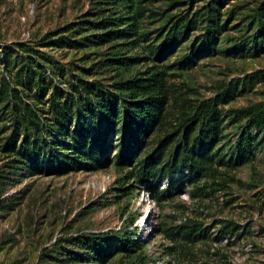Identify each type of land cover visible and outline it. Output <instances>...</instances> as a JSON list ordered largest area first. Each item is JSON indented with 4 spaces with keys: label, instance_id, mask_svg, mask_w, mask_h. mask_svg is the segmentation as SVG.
I'll return each mask as SVG.
<instances>
[{
    "label": "rangeland",
    "instance_id": "obj_1",
    "mask_svg": "<svg viewBox=\"0 0 264 264\" xmlns=\"http://www.w3.org/2000/svg\"><path fill=\"white\" fill-rule=\"evenodd\" d=\"M132 1L150 38L137 48L126 41L100 42L101 19L129 15L110 0H0V264H264V128L236 123L231 113L264 103V0ZM194 14L196 30L163 62H153L147 46L159 44L157 31L170 17ZM60 29L66 32L50 37ZM213 32L215 38L199 48ZM113 52L123 60H142L121 68L113 63ZM153 66L167 73V130L177 123L175 99L218 100L222 137L210 149L212 167L198 182L190 183L182 171L139 183L131 174L135 162L45 176L32 172L22 153L10 151L19 128L18 145L25 136L36 143L31 128L23 132L18 112L26 105L37 118L49 117L53 87L66 93L82 79L114 92L119 80L147 77ZM23 67L44 74L41 86L51 82L46 96L23 85ZM14 106L16 118L9 111ZM243 132L252 140L248 161L238 154ZM162 133L147 138L148 150ZM42 135L48 139L46 130ZM225 223L237 232L220 236ZM184 227L203 238L186 240ZM120 232L141 242L134 253L111 254L101 262L80 247L84 237L93 236L112 244Z\"/></svg>",
    "mask_w": 264,
    "mask_h": 264
},
{
    "label": "trees",
    "instance_id": "obj_2",
    "mask_svg": "<svg viewBox=\"0 0 264 264\" xmlns=\"http://www.w3.org/2000/svg\"><path fill=\"white\" fill-rule=\"evenodd\" d=\"M109 3L122 11L127 10L125 15H129L114 18V22H110L109 18L101 19L97 29L105 32L100 42L126 41L132 45L131 48L149 42V35L141 30L139 18L142 11L137 3L132 0H110ZM174 18L170 17L166 26L157 31L155 41H159V44L147 46L148 53L154 57L153 62H163L174 45L197 28L198 17L195 14L191 18ZM108 28L111 29L107 31ZM63 32L66 29H60L50 37ZM216 34H209L199 48L209 44ZM119 55V52H113L112 61L121 68L132 67L142 60L137 56L123 60ZM1 59H4L2 54ZM43 75L25 67L19 71L23 85L36 88L40 97L46 96L51 87V82L41 86L46 81ZM166 75L162 66H153L147 72V77L119 80L113 85L114 92L82 79H77L66 93L53 87L47 100L49 117L37 118L26 105L18 112L25 126L23 132L31 128L36 143H30L25 136L18 145L22 135L19 128L13 133L10 151L22 153L23 158L27 157L31 171L45 176H63L78 171L95 172L107 169L112 163L125 168L135 162L136 170L131 174L134 173L136 182L149 183L152 179L162 180L167 174L178 175L187 171L185 177L189 178L190 183H196L212 167L210 149L222 137L218 100L194 104L186 98L175 99L177 123L171 125L169 131L164 128L170 95ZM6 96L8 99L11 97L8 91ZM16 109L14 106L9 110L15 118ZM231 113L236 123L247 120L249 127L257 130L264 128V103L234 109ZM44 130L49 135L48 139L45 135L40 136ZM160 130H163L161 137L154 148L148 150L151 140L147 141V138L152 134L159 135ZM251 142V137L243 132L239 138L238 154L244 161L249 160L246 150ZM111 150H114L113 155L110 154ZM150 186L153 188V183ZM237 230L236 226L225 223L220 227L219 234L231 236ZM192 233V230L184 227L183 236L186 240L190 236L194 237V242L203 238L195 237V234L192 236ZM118 235V240L112 244H108L102 236L84 237L80 247L87 250L93 259L104 262L111 254L130 255L141 245L134 235L125 232Z\"/></svg>",
    "mask_w": 264,
    "mask_h": 264
}]
</instances>
